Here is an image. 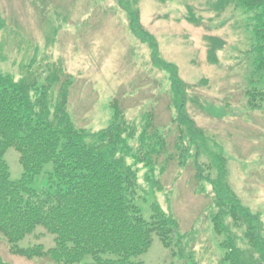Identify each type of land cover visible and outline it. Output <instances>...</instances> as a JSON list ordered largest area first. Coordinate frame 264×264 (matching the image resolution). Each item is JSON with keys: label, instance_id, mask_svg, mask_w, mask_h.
<instances>
[{"label": "trees", "instance_id": "trees-1", "mask_svg": "<svg viewBox=\"0 0 264 264\" xmlns=\"http://www.w3.org/2000/svg\"><path fill=\"white\" fill-rule=\"evenodd\" d=\"M117 2L130 15L133 34L149 45L154 66L170 72V123L165 129L156 126L151 110L139 120H127L113 100L111 123L90 131L71 118L73 78L58 62L47 63L45 56L21 64L18 75L0 70V235L9 252L55 264H143L139 256L157 235L179 264H199L185 246L189 232L181 231L172 211L152 202L147 217L141 200L143 169L144 178L161 189V177L171 164H192L196 194L211 187L213 231L224 237L218 243L225 250L220 262L264 264L261 216L242 203L229 183L223 148L187 107L191 86L207 85V79L183 81L178 67L161 57L159 43L142 24L137 9L129 0ZM230 5L243 14L252 34L254 66L244 94L246 108L264 111V0H217L210 9L219 15ZM189 8L188 19L201 24ZM205 40L207 59L217 64L225 42L211 36ZM8 148L19 153L23 173L18 179L11 178L5 159ZM41 175H47V185L35 188L32 184ZM39 227L53 236L54 244L22 246L26 237L39 234ZM0 264H11L1 250Z\"/></svg>", "mask_w": 264, "mask_h": 264}, {"label": "rangeland", "instance_id": "rangeland-1", "mask_svg": "<svg viewBox=\"0 0 264 264\" xmlns=\"http://www.w3.org/2000/svg\"><path fill=\"white\" fill-rule=\"evenodd\" d=\"M129 1L156 37L161 57L178 67L181 79L190 84L207 79V85L189 89L188 110L222 146L230 185L246 207L260 214L264 226V111L246 108L244 94L254 66L246 18L232 5L219 15L213 12L210 8L217 0H170L166 4ZM189 6L201 24L188 19ZM206 36L225 42L217 53V64L207 59ZM45 56L47 63L58 62L73 78L68 111L77 126L90 131L108 126L114 115L113 100L125 110L127 120H139L151 110L156 126L165 129L169 125L170 72L154 66L149 45L133 34L130 15L117 0H0V70L18 75L21 64ZM169 138L173 143L174 132ZM5 159L11 178H20L19 153L8 148ZM50 169L51 165L46 167ZM145 173L146 169L140 173L145 215H150L152 202L172 211L181 231L189 232L185 246L195 260L222 264L225 250L218 243L224 237L213 231L210 185L204 193L196 194L192 164H171L161 177V189L145 179ZM46 185L47 175L37 176L32 184L35 188ZM36 232L39 234L20 244H54L53 236L42 227ZM0 250L11 264H55L49 259L28 260L9 253L2 235ZM139 258L143 264L180 261L157 235Z\"/></svg>", "mask_w": 264, "mask_h": 264}]
</instances>
